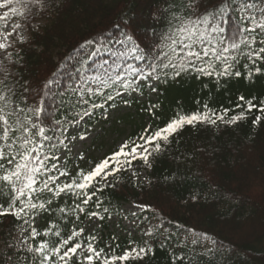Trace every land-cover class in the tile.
<instances>
[{
  "label": "snow or ice",
  "instance_id": "snow-or-ice-1",
  "mask_svg": "<svg viewBox=\"0 0 264 264\" xmlns=\"http://www.w3.org/2000/svg\"><path fill=\"white\" fill-rule=\"evenodd\" d=\"M171 3L174 6L163 13L168 17L163 28L153 33L151 43L115 25L118 35L108 29L83 40L54 71L33 84L13 71L22 66L17 44L28 42L30 30L39 27L33 21L52 4L0 0L4 9L0 14V223L10 219L14 225L3 246L17 254L16 264H143L155 255L150 241L142 245L130 241L119 254L118 244L106 245L107 251L97 248V236L79 226L82 217L110 220L101 194L116 187L117 174L130 171L137 178L134 162L151 166L150 158L165 150L186 125H234L254 109L264 114V101H245L243 96L239 100L245 103L236 107L244 111L227 119L232 109L216 112L205 104L203 112L177 114L161 128H145L144 134L123 141L88 170L69 168L71 158L84 159L79 145L91 135L85 125L97 116L107 120L111 111L130 106L145 89L158 93L159 84L184 76L219 83L264 74V0ZM156 107L150 104L149 113L155 115ZM261 120L257 115L252 123ZM132 209L156 213L148 204L135 203ZM137 215L131 211L132 217ZM45 217L48 222L41 229L38 220ZM174 227L182 230L179 236L159 222L144 235L159 234L161 248L171 244L186 249L174 255L172 264H193L195 257L214 264L210 257L223 247L219 241L179 223Z\"/></svg>",
  "mask_w": 264,
  "mask_h": 264
},
{
  "label": "trees",
  "instance_id": "trees-1",
  "mask_svg": "<svg viewBox=\"0 0 264 264\" xmlns=\"http://www.w3.org/2000/svg\"><path fill=\"white\" fill-rule=\"evenodd\" d=\"M50 2V10L33 21L39 25L38 30H30L27 43L17 44L22 66L13 71L33 84L46 78L83 40L98 32L110 29L118 35L120 30H126L144 43H151L153 33L160 32L168 18L163 13L174 6L171 0ZM115 25H120L121 29ZM124 25L129 27L124 29ZM240 70L244 72L242 67ZM240 96L254 103L264 101V74L255 75L251 80L244 75L221 79L219 83L213 78L197 79L194 76L161 83L155 101L148 99V102L140 103L136 99L131 103L140 118V123L134 126L133 137L140 136L139 132L144 133L145 128L163 127L177 114L203 112L205 104L216 112L232 109L225 117L227 119L244 111L236 107L245 103L239 100ZM150 104L157 106L155 115L148 111ZM257 115H261L262 120L253 125ZM129 117L133 119L134 115L129 114ZM98 119L99 116L90 120L88 126ZM150 159L151 166L134 162L146 172V179L129 180L127 172L121 173L117 175L116 187L101 194L105 201L103 207L109 209L112 218L98 221V227L91 232L98 238L94 242L97 248L107 251L106 245L115 248L118 244L116 251L119 254L130 241L140 245L150 241L155 255L147 257L143 264H172L174 255L182 254L186 249L173 248L171 244L161 248L159 234L148 237L144 233L159 222L179 236L182 230L174 227L179 223L185 229L207 233L223 245L214 257H210L214 264H264V114L254 109L247 113L246 119L234 125L221 122L215 126L186 125L170 139L165 150ZM69 168L75 169L71 160ZM80 168L89 169L86 166ZM194 196L197 198L193 199ZM124 203L148 204L156 213L145 212L134 218L123 210ZM145 217L147 219L143 220ZM114 218L120 222L125 219L137 221L140 236L128 235L113 240L111 221ZM82 220L84 223L79 226L84 227L87 220L83 217ZM39 221L41 229L48 222L46 217ZM13 228L10 219L0 223V247H4L6 234ZM15 254L5 248L0 252V264H9L12 260L8 256ZM177 264L181 262L177 261ZM193 264H208V260L195 257Z\"/></svg>",
  "mask_w": 264,
  "mask_h": 264
},
{
  "label": "rangeland",
  "instance_id": "rangeland-1",
  "mask_svg": "<svg viewBox=\"0 0 264 264\" xmlns=\"http://www.w3.org/2000/svg\"><path fill=\"white\" fill-rule=\"evenodd\" d=\"M4 9H0V14H2ZM154 93H150V97L155 100ZM139 102H145L146 98L144 96L137 97ZM129 114H133L134 118H130ZM140 123L139 115L136 112L134 106L130 105L128 107L121 106L118 110L111 111V114L107 120L98 119V122L92 126L85 127L91 133L89 139L79 145L80 151L83 153L84 159L71 158L74 162L75 167L77 166H93L96 162L104 157L106 154L113 152L118 149L119 145L127 139H135L133 137L134 126ZM143 133H141L142 135ZM78 155V153H77ZM138 177L147 178V174L140 166H134ZM126 177L129 180L134 178L131 172H127ZM135 203H124L123 210L126 214L131 215V211L135 210L138 212L136 217H139L141 213L138 210L132 209V205ZM135 218V217H134ZM145 217L143 220H146ZM85 232L91 233L96 227H98V221H89L85 223ZM111 230L115 238L121 239L128 235L139 237L140 230L137 221L125 219L124 221H119V219H112ZM5 247H0V252H4ZM12 259H16V255L12 256ZM16 263V261H14ZM11 264H14L13 262Z\"/></svg>",
  "mask_w": 264,
  "mask_h": 264
}]
</instances>
